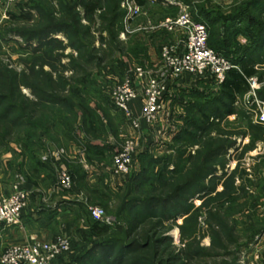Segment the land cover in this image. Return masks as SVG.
Here are the masks:
<instances>
[{
    "label": "trees",
    "instance_id": "16d2710c",
    "mask_svg": "<svg viewBox=\"0 0 264 264\" xmlns=\"http://www.w3.org/2000/svg\"><path fill=\"white\" fill-rule=\"evenodd\" d=\"M122 1L32 0V7L18 14V18L30 22L32 8L38 11V20L33 22V28L17 31L31 50L28 69L20 73L0 62V152H12L14 157L24 159L33 173L27 177L28 182L36 184L33 177L42 171L51 176L56 172L53 158L46 162L37 153L42 146L51 153L53 145L62 147L65 141L78 143L82 131L95 140L81 145L88 161H102L106 156L107 150L100 143L105 125L88 94L97 85L91 70L95 63L101 68L109 64L107 69L118 74L126 67L120 58L111 63L105 59L114 58L120 48L112 47L111 43L110 48H102L106 36L114 43L120 41L125 16ZM138 2L143 4L145 0ZM192 10L194 20L208 27L209 46L235 67L218 85L217 94H194L199 100L187 110L172 145L175 162L171 155V160L155 165L153 156L142 155V169L127 183L130 196L118 208V221L113 224L89 221L82 237L86 238V246L72 256L70 264H205L212 255L200 246L197 237L201 230L199 217L205 214L212 248L220 249L225 241L233 242V236L238 235L237 219L229 226L217 215L237 213L233 206L239 195H246L254 184L247 179L246 183L236 185L238 171L234 170L224 180L223 189L217 190L226 174L228 151L239 146L238 140L212 128H218L231 115L246 117L239 100L250 90L249 79L260 76L264 67V0L236 3L228 14L221 9L206 11L203 5H194ZM60 34L65 35L67 43L58 37ZM97 36L101 49L95 46ZM240 36L246 38L244 44L238 42ZM67 47L73 51L65 53ZM100 50L104 51V57L98 55ZM65 58L68 62H64ZM23 87L29 88L31 95L24 94ZM259 95L264 99V91H259ZM42 111L46 112L44 119H40ZM246 129L238 133L243 136L251 133L252 143L264 138L263 126L249 121ZM195 145L199 148L193 154L190 148ZM220 170L222 175H218ZM194 198L203 199L196 209ZM182 217H186L180 225L185 245L178 247L167 232ZM259 224L249 230L250 242L255 235L264 233ZM238 257L221 264H239Z\"/></svg>",
    "mask_w": 264,
    "mask_h": 264
},
{
    "label": "rangeland",
    "instance_id": "374dc122",
    "mask_svg": "<svg viewBox=\"0 0 264 264\" xmlns=\"http://www.w3.org/2000/svg\"><path fill=\"white\" fill-rule=\"evenodd\" d=\"M192 1L193 2H191V4L186 2V4L183 6L188 7V12L193 17L191 11H193L192 9L194 5H203L206 11L221 9L228 14L233 5L236 3L240 4L246 0ZM31 4L32 0H15L14 2L10 3L8 0H0V62L8 65L10 68H14L20 73L23 72V70L28 69L30 62L29 52L31 50L26 47L23 37L17 33V31L33 28V22H37L38 20V11L31 8L32 21L30 22L26 19L18 18V14L20 15L23 12H27V10L32 7ZM196 9L197 8H195V13ZM148 11L149 13L142 8L141 14L132 22V25L129 27V31H125L126 29L124 27L123 19V28L119 32V39L121 42L119 40L116 42L118 45L113 42L114 40L110 36H106L107 42L103 44L102 48L104 50L110 48L108 43H111L112 47L117 46L121 51H116L114 58L105 57L106 61H110L111 63L115 60V58L119 59L125 56L127 57L126 59L129 67L127 69L124 68V72L122 74H118L114 73L112 69H107L109 64H106L104 68L103 66L101 68L99 65H97V63H95L93 66L94 68H91V70L94 71L93 75L97 81V85L92 87L93 90L96 89V92L92 90V93L88 94L89 97H91L89 100L92 101V107H98L96 109L101 115V122H104L105 125V131L100 137V143L105 146L107 152L103 159L104 161L96 160L97 164L102 162L108 165L110 168L112 167L113 171L115 154L123 149L125 144L131 140L135 145L131 173L125 179L115 176L114 174H112L114 178L108 174L103 177L93 174L91 179L94 182L85 181L83 183L78 182V184H76L71 170L72 167H74V162L78 161V159L85 161V151L82 152V149L79 148L77 149V152L73 150L71 151V141H65L62 145L63 151H61V155L66 167H62L61 165L57 164L55 157L52 155V153H49L46 146H42L40 152H37L39 154L41 153V158L46 162L50 158H53V167H56V172L54 176H51L48 172L46 174L42 171L38 174H35L33 178H35L38 182H42V187L44 185L54 183L57 188L67 190L66 192L71 194L72 198L79 199L81 201V206L79 208V222L77 224L76 230L74 231V237L63 234L55 240L57 241L62 237H68L71 240L72 248L70 252L66 253L69 255L70 260H72V256H74L79 249H82L86 246V238L82 239V237H85L83 231L87 230L89 221L94 220L91 216L90 208H101L106 214V219L108 220L107 223L109 224H113L114 222L118 221L116 217L118 208L123 203V200L125 198H129L130 196V191L128 190L129 185L127 183L134 174H139L142 169L144 162L142 155L149 154L150 156H153L152 158L157 161L154 163L155 165L171 160V155H174L172 156V160L175 162L176 154L172 148V145L174 143V138L183 126L184 117L187 113V110L190 109L192 104L199 100V96L194 94L204 92L210 93V95H215L219 91V84L215 83L214 81L207 79L197 80L193 79L189 75H186L181 80L173 81L171 83L169 82L167 91H171L170 102L168 104L167 101L165 102L166 104H164V110L154 124L151 125L146 121L149 127L145 128V132L143 131L141 124L143 119H140V130H142L143 133L140 131L137 132V129L133 127L131 122L127 119L125 113H118V108L115 106L112 99L113 88L116 85L126 81V79L131 76L132 71L137 66L147 67L149 69H157L160 64H162L163 48L166 46L180 48V44L184 40V38L181 40L182 34L185 35V31L183 29L170 30L164 24L168 20L177 19L182 14L181 6L180 10L171 11L173 14L169 15L160 22L159 20L162 18L163 11H160L158 7H150ZM83 22L87 23L86 20H83ZM159 32H166V34H162V37H159V40H155L154 42L156 43H153L151 46L152 54L157 57V61L151 63V65L148 66L138 63V57L141 58V51L138 52V39H145L146 42L148 41L147 39L151 34ZM140 34L144 36L138 37ZM105 35H107V33H105ZM59 36L64 40V43L68 42V39L65 37V35L60 34ZM6 39L9 40L6 41ZM237 40L242 44L246 42V38L243 36L238 37ZM101 45L102 43L97 36L95 40V46L98 47V49H101ZM132 49L135 50L132 51ZM72 51V48L67 47L65 53L68 54ZM98 55H103L104 57V51L100 50ZM68 60L69 59L65 58L64 62H68ZM45 68L47 70L49 69L48 66ZM67 74H70V72H67ZM261 76L262 79L260 81L259 77ZM253 79H255L256 82H250V90L239 100L238 104L240 107H243V110L246 112V117L231 115L228 117V120L221 122L218 128H212V131L214 130L216 133L223 132L227 134L230 139L238 140L239 146L237 150L234 148L229 149L227 154L228 164L224 169L226 174L222 176V179L217 186V190L221 191L223 189L224 180L234 170L238 171L236 185L246 183L247 179H250L252 181L251 183L254 185L249 187V191L246 195H239L238 202L235 204V206H233V210L237 211V213H234V215L230 216V212V217L227 213H220L217 215L219 219L226 221L229 226L231 223H233V219H237L239 230L238 235L233 236V242L225 241L223 246H220V249L212 248V237L209 235L210 230L209 224L206 221V214L199 217L201 230L197 232V237L200 240V246L206 250L207 254L212 255L206 258V260L203 262L205 264H221L223 261H233L235 256L238 255L239 257L237 260L239 264H264V256L258 254L256 247L258 239L261 238L264 233L261 235H255L252 238V242L247 239L250 235L249 230L253 229L251 228L253 225L257 226L260 223V227L264 228V138L256 139L252 143L251 133L247 136H243V134L238 133L240 130H247L246 127L249 121L264 127V124L258 122L259 118H257L256 113H254L258 107V104L260 103L263 106L262 103H264V99H262L259 95V91H264V67L261 69L260 76L254 77ZM176 87L180 88L175 89ZM22 91L28 96L31 95L30 90L27 87H23ZM45 114L46 112L42 111L40 114V119H44ZM215 132H213L214 136L216 135ZM198 148L199 145H195L192 146L190 150L194 154ZM23 163L24 159L21 157H14L12 152L2 150L0 152V181L5 185L9 184V186H12V189L17 183L24 184L27 181V177L29 175H33V173L30 171L31 168L29 165ZM3 168L4 170H2ZM74 169L76 170V168ZM61 170H66L72 178V185L69 189L64 188L60 182L59 173ZM222 172L223 171L220 170L218 175H222ZM1 194L4 193H0V195ZM202 202L203 199H192L194 209L198 208ZM194 209H192L190 213H192ZM187 216H189V214ZM185 218L186 217L177 219L174 227L167 232L168 235L173 237V245L178 247H182L183 245V242L181 241L182 233L180 225L183 223ZM9 246H6L5 248L3 247L0 254L2 255V253Z\"/></svg>",
    "mask_w": 264,
    "mask_h": 264
},
{
    "label": "built area",
    "instance_id": "2783aa9c",
    "mask_svg": "<svg viewBox=\"0 0 264 264\" xmlns=\"http://www.w3.org/2000/svg\"><path fill=\"white\" fill-rule=\"evenodd\" d=\"M15 0H8L14 2ZM125 9L124 27L129 31L132 22L141 14L142 7L136 0H123ZM170 30L183 29L185 37L179 47L166 46L162 50V64L157 69L137 66L131 76L112 90L115 106L122 110L135 129L140 128V119L154 124L164 110L163 97L168 93L169 82L178 81L189 75L193 79L213 80L222 84L228 71L235 66L208 44L209 30L206 24L197 22L189 14L188 7L182 6V14L175 20L164 23ZM164 26V25H163ZM250 82H256L250 78ZM142 101L141 117H135L131 102ZM254 111L259 123L264 124V103ZM257 111V112H256ZM134 142L129 140L114 156L113 174L126 178L132 170ZM59 179L64 188H71L72 178L61 170ZM29 191L17 183L9 194L0 195V225H16L22 220L23 210L28 205ZM95 221L107 222L101 208H90ZM258 254L264 256V235L256 243ZM71 240L59 238L53 242L35 240L29 244L10 245L1 255L0 264H54L62 255L70 252Z\"/></svg>",
    "mask_w": 264,
    "mask_h": 264
},
{
    "label": "crops",
    "instance_id": "0c3cea01",
    "mask_svg": "<svg viewBox=\"0 0 264 264\" xmlns=\"http://www.w3.org/2000/svg\"><path fill=\"white\" fill-rule=\"evenodd\" d=\"M137 3L149 13L150 7H158L162 12V18L160 21L172 15L171 11L180 10L186 2L184 0H145L143 4H140L138 0ZM145 20V19H143ZM158 23V21H157ZM180 30V29H179ZM178 30V31H179ZM182 32V31H181ZM162 33H154L149 36L148 41L138 39V52L141 51V58L138 57V63H142L146 66L151 65V63L157 61V57L152 54L151 46L155 40H159L162 37ZM140 34L138 37H143ZM185 35L182 34L181 40ZM60 38V36L58 35ZM62 39V38H61ZM142 41V42H141ZM119 58V57H118ZM127 57L120 58L126 64V69L129 67L127 64ZM155 66V65H153ZM180 87H176L178 89ZM171 91L165 95L163 102H170ZM131 108L133 114L136 117H141L142 104L139 99L133 100L131 102ZM118 113L124 112L117 109ZM142 129L145 132V128L149 127L148 123L143 120L141 121ZM142 130L137 129V132ZM140 134V133H139ZM138 134V135H139ZM141 136V135H139ZM99 143V140H97ZM95 140L90 138L83 131L79 133V142H70L71 151H78L77 149H82L83 143H94ZM101 142V141H100ZM62 147L52 146L51 153L55 157L57 164L62 167H66V164L62 158L61 151ZM84 150L82 149V152ZM86 154V152H85ZM87 155L85 161L79 160L74 162V167H72L71 172L74 173L76 184L83 182H94L91 177L93 174L97 176L109 175L114 178L112 167L104 163H98L97 161L89 162L87 161ZM97 165V166H95ZM76 168V170L74 169ZM4 170V168L2 169ZM14 171V170H13ZM16 171V170H15ZM6 173V171H5ZM3 174V173H2ZM79 180V181H78ZM42 182H28L26 181L23 185L29 191V200L27 207L23 210L22 220L16 225H0V253L1 249L12 244H29L35 240H41L43 242H53L60 235H68L74 237V231L76 230L77 224L79 222V208L81 206V201L79 199L72 198V195L66 192L65 189H59L53 183L49 185L41 186ZM12 186L9 184L5 185L0 181V193L9 194L12 192ZM1 255V254H0ZM71 260L68 254H64L58 258L54 264H70Z\"/></svg>",
    "mask_w": 264,
    "mask_h": 264
}]
</instances>
